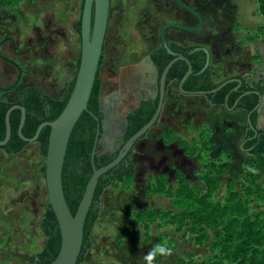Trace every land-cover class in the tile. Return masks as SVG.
Masks as SVG:
<instances>
[{
    "label": "rangeland",
    "instance_id": "rangeland-1",
    "mask_svg": "<svg viewBox=\"0 0 264 264\" xmlns=\"http://www.w3.org/2000/svg\"><path fill=\"white\" fill-rule=\"evenodd\" d=\"M179 1L196 10L202 25L196 39L190 32L179 29L167 30L166 39L183 46L196 44L205 47L210 53V65L213 63L222 69L221 64L226 62L229 66H224L225 69L233 66L241 76L247 72L248 75L255 74L257 69L250 66L252 63L261 61L264 64V54L251 55V48L264 40V28L261 26L264 25V17L258 14L256 0ZM81 9L82 0H20L16 6L0 7V56L17 63L22 70L20 81L13 90L0 91V101L17 102L26 87H36L55 100L66 96L76 73L80 52L74 25L81 17ZM185 15L172 0H111L106 50L99 72V98L104 116L103 137L98 142L99 155L118 150L126 113L138 105L142 99L140 94L148 91L149 97H155L156 74L148 65V54L160 43L159 30L164 24L171 21L186 26L194 24ZM146 69L149 72L144 71ZM144 73L152 74L150 80L143 79ZM16 77V68L0 58V88L10 87ZM175 91L176 84L171 83L158 124L133 148L129 160L135 167L134 178L103 192L99 216L90 235L92 245L82 264H176L177 259H181L183 264H213L215 257L221 259V264H237L230 259H222L218 251H212L211 239L203 244L195 243V234L190 232L188 222L178 221L179 215L187 208L180 211L171 205L172 199L166 195L145 193L146 185L163 175L169 187L176 191V170L184 175L190 188L198 185L204 189L200 177L208 172L211 163H225L229 167V172L221 176V186L213 198L215 203L222 204L228 178L234 180L237 192L242 187L241 163L242 160L246 163L248 158L237 147V154L235 150L234 153L238 156L232 151L227 156L221 150L229 148L217 140V136L208 133V140L214 145L211 152L203 156V149H199L201 161H198L195 157L186 156L175 144L163 143L160 133L171 121L169 113L172 115L175 102L172 94ZM180 124L185 123L178 122ZM200 129L195 131L189 125L178 132L188 142L192 139L198 141ZM199 145L198 141L196 146ZM44 163L45 158L39 154L37 142L28 144L17 155H8L0 149V186L39 191L38 197L47 204L41 172ZM262 183L264 185V179ZM263 205L255 200L251 204L256 211ZM144 209L160 211L148 223L149 241L142 225H136L131 218L132 213ZM43 210L41 207L36 213L28 231L8 235L10 242L6 241L5 246L0 242V264H32L35 253L44 244V239L36 235ZM224 226L222 224L219 229ZM123 228L135 231L133 236L138 245L131 242V234L116 242V236ZM214 233L209 232L210 238ZM158 239L160 241L154 244Z\"/></svg>",
    "mask_w": 264,
    "mask_h": 264
},
{
    "label": "trees",
    "instance_id": "trees-1",
    "mask_svg": "<svg viewBox=\"0 0 264 264\" xmlns=\"http://www.w3.org/2000/svg\"><path fill=\"white\" fill-rule=\"evenodd\" d=\"M19 1L0 0V7H13L18 5ZM256 2L258 14L264 17V0H256ZM76 30L80 31V21L76 25ZM168 47L171 51H176L186 58L191 66L192 74L182 85V90L186 94L209 92L220 85L221 82L215 83L213 81L210 64L202 71L206 59L202 49L205 47L181 46L177 43H172ZM171 59L172 57L164 48H158L150 54V60L157 68L158 75L162 73ZM187 69L188 65L184 61L175 62L168 70L165 89H169L171 82H179ZM98 72L87 110L81 114L70 135L62 168L64 198L72 215H74L79 205L85 185L92 173L90 156L97 125L100 126V132L102 133L101 123L104 116L99 107L100 80ZM232 78L241 81L237 91H234L237 83H228L217 92L208 93L204 97L211 105L224 107L226 103L227 107H224L226 110L232 108L237 101L234 110L240 109L246 113V129L241 142V149L248 154V162L242 165L240 185L242 187L239 188L240 191H236L234 180L228 178L222 204L215 203L213 198L220 188L221 176L229 172V167L225 163H211L208 172L200 177L204 189L198 185L190 188L184 175L176 170L174 175L177 182L176 191L169 187L166 177L163 175L152 183H148L145 187V193L166 195V197L172 199L171 205L175 209L182 211L187 208L185 212L179 215L178 221L185 220L188 222L191 226L190 232L195 234L194 241L196 244H203L211 239L210 249L218 251L222 259H230L237 262V264H264V216L262 213H252L253 207L251 206L254 200L264 201V187L260 182L261 178L264 177V128L259 129L257 127V105L259 98L264 97V79L253 81L251 75L230 77L228 79ZM74 81L75 76L66 96L62 100L52 99L35 87H27L22 90L17 102L0 101V141L5 137V114L11 106L19 105L25 109L26 116L21 135L25 138H32L41 123L54 121L60 115L72 91ZM156 106L157 98L143 100L137 108L127 114L123 143L151 119ZM20 115V110H14L9 115L10 139L5 146L0 148L9 155L19 154L28 145L17 134ZM157 124L158 121L154 126ZM49 131L48 127H44L36 141L39 145V154L44 158ZM208 133L206 126L203 125L198 134L199 147L196 146L197 139L188 142L168 127H163L160 134L164 144L175 143L186 156L195 157L198 161H201L199 149H203L202 156L212 150L213 143L208 140ZM117 152L101 155L96 152L93 161L94 166L99 168L108 164L114 159ZM221 152L224 154L229 153L227 149H222ZM129 156L127 155L117 166L101 176L96 184L92 203L84 223L82 247L77 264L84 262L85 254L92 245L90 235L99 216L100 200L103 192L108 187L116 188L117 185L129 183L134 178L135 167L129 160ZM41 172L44 175V166ZM173 193L174 198H172ZM158 214H160V211L149 209L131 214V218L134 219L136 225H142L147 241L150 240L147 234L149 230L148 223L152 222L153 217ZM222 224H225V226L220 230ZM39 229L45 238V243L41 252L35 255L32 264H50L58 254L60 235L55 216L48 203L45 206ZM210 231H215L212 238H210ZM134 233L133 230L123 228L121 233L116 236V242L119 243L126 234H131V242L138 245L136 237L133 236ZM159 241L158 239L154 244ZM212 260L213 264H221V259L217 257ZM175 263L183 264V261L177 259Z\"/></svg>",
    "mask_w": 264,
    "mask_h": 264
},
{
    "label": "water",
    "instance_id": "water-1",
    "mask_svg": "<svg viewBox=\"0 0 264 264\" xmlns=\"http://www.w3.org/2000/svg\"><path fill=\"white\" fill-rule=\"evenodd\" d=\"M110 1L111 0H83L80 18L79 64L72 91L60 115L54 121L41 123L37 127L32 138H25L21 135V129L24 125L26 116L25 109L19 105H13L6 111L5 114V137L2 141H0V147L5 146L10 139L11 130L9 125V115L14 110H20L21 113L17 134L22 141L28 144L35 143L44 127H48L50 129L44 163V181L48 204L55 216L60 235L58 254L50 264H77L82 247L84 223L92 203L96 184L101 176L117 166L128 155V153L133 150L135 144L140 139L147 136L149 131L155 127L154 125L159 120L166 97V76L168 70L176 61L182 60L188 65L187 72L177 83V89L182 95L204 97L208 93L213 94L217 92L228 83H237V87L234 91H237L241 85V81L239 79L232 78L221 82L220 85L209 92L186 94L182 90V85L192 74V70L188 61L183 56H176L164 67L162 73L160 74L158 91L153 98L155 99L157 97V106L151 119L122 144L121 148L118 150L116 156L111 162L99 168H96L93 162L94 156L97 152L98 139L100 135V126L97 125L90 156L92 173L85 185L84 193L79 205L74 215H72L64 198L62 188V168L70 135L81 114L87 110L92 87L99 69L108 24ZM197 19L198 24L196 27H186L178 24H167L162 27L160 31L161 42L164 44L165 49L170 55H173V53L170 52L165 44L164 31L168 28H177L187 32L198 30L201 27L202 21L198 15ZM202 50L206 55L205 64L202 69L203 71L210 64V53L206 48ZM18 70L19 73L15 82L7 89L0 88V91H10L18 85L21 77V70L19 67ZM262 99L263 97L259 98L257 110L259 109ZM236 105L237 101L228 111H233ZM224 107H227L226 103Z\"/></svg>",
    "mask_w": 264,
    "mask_h": 264
},
{
    "label": "crops",
    "instance_id": "crops-1",
    "mask_svg": "<svg viewBox=\"0 0 264 264\" xmlns=\"http://www.w3.org/2000/svg\"><path fill=\"white\" fill-rule=\"evenodd\" d=\"M261 26L264 28V25ZM258 54H264V40L259 41L256 47L251 48L252 56L255 57ZM221 65H223L222 69L219 68V65L214 66L213 63L211 65L212 78L215 83H220L230 77L241 76L239 71H236L233 66L229 67L228 69H225L224 66H229L226 62ZM250 66H253V68L257 69L255 74H253V72L251 73V78L256 81L261 78L264 79V64L261 63V61L257 63H252ZM226 73L230 74L225 76ZM243 75L247 76L248 72ZM172 97L175 99V102H173L171 109L172 115H170L169 113V118L171 119V121L167 122L164 127L172 129L178 136L182 138L180 132H178L180 128L189 127L190 125L191 128H194L195 131H198L200 129L199 126L204 125L206 126L209 135L211 133L213 134V136H217V140L219 139L224 144V146L229 148L228 150L230 153L225 155H230L231 151L234 153L236 151V147L240 150L239 152L242 151L241 142L243 140L246 129V113L243 110L237 109L233 111H228L223 106L209 104L203 96L182 95L178 91H175L172 94ZM101 105L102 100L100 102L99 98L100 110ZM178 122L185 124L178 125ZM257 127L259 129L264 128V97L258 109ZM213 145L214 143L212 144V146ZM246 155L248 158V154ZM245 161L242 160L241 164H245ZM263 179L264 177L261 178L260 182L264 187L262 183ZM240 181H242L241 175ZM38 192L39 191L32 192L29 188L19 190L18 187L0 186V242L2 243V245L5 246L6 241L10 242L9 237L7 238L8 235L14 236L15 234H20V232L28 231L29 227L32 225V221L36 219V213L40 211V208L43 207L45 210V206L47 204H44V201H42L41 198L38 197L40 196ZM254 210L255 209L253 208V212L262 213L264 216V205L261 206V209L257 211ZM41 220L42 217H40L38 220L36 235L39 238L44 239L45 243V238L41 234L39 229V224ZM21 244L22 242H20V245ZM15 247H17V243H15ZM42 248L38 252H36L35 255L40 253ZM34 257L32 263L34 261Z\"/></svg>",
    "mask_w": 264,
    "mask_h": 264
},
{
    "label": "flooded vegetation",
    "instance_id": "flooded-vegetation-1",
    "mask_svg": "<svg viewBox=\"0 0 264 264\" xmlns=\"http://www.w3.org/2000/svg\"><path fill=\"white\" fill-rule=\"evenodd\" d=\"M183 12H185V14L186 15H188L189 16V18H190V20H193L194 21V24H189V26H186V25H182V24H178V23H176L175 21H171L170 23H167V24H178V25H182V26H186V27H196V25L198 24V19H197V12H196V10L194 9V8H192V7H189V6H187L186 4H184V3H182V2H180L179 0H172ZM82 6H83V0H82ZM110 10H111V1H110ZM110 10H109V15H110ZM81 12H82V9H81ZM185 15V16H186ZM81 18V17H80ZM80 21V19L78 20V22ZM202 21V20H201ZM77 22V23H78ZM77 23L74 25V31L78 34V37H79V41H80V31L78 32L77 30H76V25H77ZM108 23H109V16H108ZM167 24H164L162 27H164L165 25H167ZM202 25V24H201ZM162 27L160 28V30H159V41H160V43L158 44V46L157 47H155L152 51H154V50H156V49H158V48H164L165 49V47H164V44L161 42V37H160V31H161V29H162ZM107 28H108V24H107ZM170 29H177V28H168V29H166L165 31H164V35H165V32L167 31V30H170ZM179 30H181V29H179ZM182 31H184V30H182ZM197 31L198 30H195V31H191L190 32V34H193V39H196V33H197ZM106 37H107V29H106V34H105V39H104V44H103V51H102V55H101V58H102V60H101V64H100V66H99V69H98V71L100 72V67H101V65H102V61H103V58H104V55H105V50H106V46H105V41H106ZM164 39H165V44H166V46H167V48L169 49V47L168 46H170L172 43H177L178 45H181V44H179L178 42H176L175 40H171V39H166L165 38V36H164ZM113 43V42H112ZM181 46H183V45H181ZM190 46H197L196 44H194V45H190ZM166 50V49H165ZM170 50V49H169ZM151 51V52H152ZM151 52L148 54V65H150V68H151V70L152 71H154L155 72V74H156V77H155V79H156V93H157V91H158V81H159V77H160V75H158V70H157V68L153 65V63L152 62H150L151 60H149L150 59V54H151ZM166 52H167V50H166ZM170 52H172L173 53V55H170L168 52V54L172 57V59L171 60H173L176 56H179L180 54L178 53V52H176V51H171L170 50ZM182 56V55H181ZM79 57H80V52H79V55H78V59H79ZM0 58L1 59H3L4 61H6V62H8L9 64H11V65H13L15 68H16V70H17V76H18V73H19V70H18V67H19V65L17 64V63H14V62H12L11 60H7V59H5V58H3V57H1L0 56ZM186 59V58H185ZM170 60V61H171ZM187 60V59H186ZM169 61V62H170ZM178 61H182V60H178ZM168 62V63H169ZM177 62V61H176ZM189 63V62H188ZM187 64V63H186ZM77 65H78V63H77ZM190 65V64H189ZM191 67V66H190ZM20 68V67H19ZM21 70V69H20ZM76 70H77V67H76ZM192 70V69H191ZM144 71H147V72H149V70L148 69H146V70H144ZM98 72V73H99ZM142 72H143V70H142ZM76 74V73H75ZM150 75H151V77H152V74H143V79H147V80H150ZM21 76H22V70H21ZM75 76V75H74ZM17 78V77H16ZM21 78V77H20ZM74 78V77H73ZM99 79H100V77H99ZM20 81V80H19ZM15 82V81H14ZM171 83H175L176 84V89H177V83L178 82H176V81H173V82H171ZM71 85V84H70ZM70 87V86H69ZM68 87V88H69ZM9 88V87H8ZM27 88V87H26ZM36 88V87H35ZM3 89H7V88H3ZM38 89V88H37ZM13 90V89H12ZM11 91V90H10ZM68 91V90H67ZM165 91H166V94H167V91H168V89L166 90L165 89ZM177 91H178V89H177ZM1 92H9V91H1ZM22 92V91H21ZM179 92V91H178ZM156 93H155V95H156ZM67 94V93H66ZM140 96L142 97V99L139 101V103H138V105L135 107V108H137L138 106H139V104H140V102L141 101H143V100H147V99H153V98H151V97H149V94H148V91H145V92H143V94L141 95L140 94ZM157 98V97H156ZM135 108H133V109H131V110H129L127 113H126V116H127V114H129L132 110H134ZM126 116H125V118H126ZM104 119V118H103ZM103 121V120H102ZM125 127H126V119H125V126H124V131H125ZM101 130H102V123H101ZM124 131H123V134H122V136H121V139H120V144H119V148H118V150L121 148V146H122V144H123V142H122V139H123V136H124ZM148 135V134H147ZM102 138V133L100 132V135H99V139H98V142H99V140ZM144 138V137H143ZM141 140V139H140ZM36 143V142H35ZM136 145V144H135ZM1 148V147H0ZM97 150H98V145H97ZM117 150V151H118ZM23 151V150H22ZM21 151V152H22ZM133 151V150H132ZM132 151L131 152H129L128 153V155H131V153H132ZM7 154V153H6ZM9 155V154H8ZM130 157V156H129ZM132 163V162H131ZM135 176V175H134Z\"/></svg>",
    "mask_w": 264,
    "mask_h": 264
},
{
    "label": "clouds",
    "instance_id": "clouds-1",
    "mask_svg": "<svg viewBox=\"0 0 264 264\" xmlns=\"http://www.w3.org/2000/svg\"><path fill=\"white\" fill-rule=\"evenodd\" d=\"M148 259H149V260H151V259H152V257H151V256H149V257H148Z\"/></svg>",
    "mask_w": 264,
    "mask_h": 264
}]
</instances>
